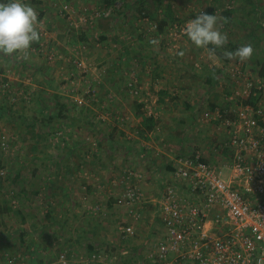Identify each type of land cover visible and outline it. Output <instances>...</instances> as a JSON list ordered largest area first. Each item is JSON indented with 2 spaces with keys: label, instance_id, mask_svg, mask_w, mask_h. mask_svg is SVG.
<instances>
[{
  "label": "crops",
  "instance_id": "crops-1",
  "mask_svg": "<svg viewBox=\"0 0 264 264\" xmlns=\"http://www.w3.org/2000/svg\"><path fill=\"white\" fill-rule=\"evenodd\" d=\"M138 1L129 0V4L135 5ZM22 2L30 4L38 12L41 34L40 40L32 45L29 53L27 65L32 69L31 75H39L45 83H48L47 85H51V74L59 78H53L54 82L60 83L62 74V80L67 78L68 82H72L71 73L78 72L76 69L80 67H78L79 62L84 63L85 60L89 62L86 56H81L82 52L96 53V57H102L100 53L105 52L106 57L112 58V63L104 66L103 74L100 71L95 73L93 68L89 69L90 75H94L95 80L91 81L90 85L95 91L85 98L86 101L71 99L70 96L74 95L64 94L61 84H53L61 89L60 100H57L60 108L49 111L39 109V115L33 113L23 118L24 135L28 137L31 150L36 149L41 132L43 134L44 130L46 132L49 129L45 136L51 151L48 149L47 156L40 158L38 165H34V167H42L43 174L37 175L33 169L27 179L33 184H37L38 181L41 186L22 188L18 192L29 198L31 196L34 199L41 197L50 200L47 210L49 212L53 210L60 215L55 220L59 233L57 241H54L55 246L65 245L67 250L72 252L76 250L75 246L78 247L87 239L88 250L91 252L88 259L92 260V257H96L93 251L98 249V244L123 248L122 251L128 252L135 250V254L144 256L145 264H157L153 257L155 240L163 234L157 203L160 192L173 171L175 159L193 149L200 150L206 159L214 162L225 155L220 152L219 142L217 145V143L207 144L205 140L198 141L196 133L191 139L188 131L195 124V120H199L205 108H219L222 115L231 116L232 111L228 109H232L233 104L228 103L229 99L221 91L223 76L220 75L227 64L221 61L216 62L215 66L207 64L209 68L220 70V74L214 78L202 74L201 66L195 69L198 72H192L196 77H190L186 71H183L185 75L181 76L180 73L175 72L177 70L175 67L165 68L162 77L150 80L148 85L152 88L159 84L162 90L152 97L155 107L149 106L148 98H136L137 101L131 103V96L120 92V89L126 86L120 75L121 59H125L126 34L122 31L124 17L113 12L108 17L96 16L97 12L110 9L114 3L109 0H66L64 7L68 6V14L64 16L61 13L56 14L60 9L57 7L63 5L62 0H22ZM117 2L123 5L122 0ZM233 2L244 7L248 6L246 14L252 16L250 22L256 23L248 32L249 38L260 36L257 35L255 28H258V22L264 26V0H233ZM102 6L107 7L103 9ZM233 10L236 13V9ZM233 16L234 14L231 17ZM239 18L240 21L244 20L243 17ZM81 47L82 49L75 50ZM106 59L104 62L107 61ZM238 64L241 65V71L244 70L243 65ZM99 70H102V67ZM244 75L242 71L243 78ZM225 76L230 78L231 75ZM250 77L256 80V84L258 79L264 84V78L255 76L251 72L249 77L242 80L243 89ZM17 78V82L24 80ZM32 84L39 90L42 88L35 82ZM230 84L233 86L234 82ZM241 84L240 82L238 85ZM99 85L104 88L103 91L96 90ZM199 85L203 89L200 95L196 94L197 90H200L197 89ZM144 87L148 88L147 84ZM260 95L264 96V91ZM37 98L44 103L45 99L43 97L40 99L39 94ZM54 99L55 96H52L49 103L56 101ZM34 114L37 117H33ZM144 116L154 119L155 125L151 130L143 125ZM31 133L35 135L34 138ZM54 149L56 151H53ZM32 157L33 155L27 157L30 164L34 163ZM66 164L73 168L72 175H66L62 170L67 167ZM46 168L47 171L44 173ZM128 170L140 174L141 178L127 179L125 175ZM4 173L0 171L1 175ZM20 180L19 172L15 173L11 184L15 185ZM130 185L140 189L143 200L130 208L119 206L117 198ZM12 194L11 200H15L14 190ZM36 206H39L38 203ZM43 207L44 205L41 206ZM136 214H139L138 219ZM67 215L71 217L69 223L73 226V235L63 242L61 236H64ZM51 219L41 223L39 226L41 231L50 230V223H53ZM116 222L119 223L118 226ZM128 225L132 227V232L126 235L122 232V228Z\"/></svg>",
  "mask_w": 264,
  "mask_h": 264
},
{
  "label": "rangeland",
  "instance_id": "rangeland-1",
  "mask_svg": "<svg viewBox=\"0 0 264 264\" xmlns=\"http://www.w3.org/2000/svg\"><path fill=\"white\" fill-rule=\"evenodd\" d=\"M109 1H111L112 4L117 2V0ZM122 1L123 5L118 9L120 11L115 10L113 13L123 15L124 17L122 18V26L124 28L122 31L126 34V36H124L125 59H121V71H119L120 75H122V82L126 84V86L124 85L125 88L120 89V92L128 96L130 95V99H132L131 103H135L137 101L136 98H148L151 100H149V106L151 108L155 107L152 103V97L154 94H159L162 90L157 83V87L149 88L150 86L148 85L150 80L160 79L162 77L161 75L164 73L163 69L165 68L170 69L175 67L177 69L175 72L180 73L179 75L181 76H184L185 74L183 71H186L190 77H196L192 74V72H198L195 69L200 66L201 69H203L207 64L214 65L216 63L208 59L205 50L193 46L183 31L186 23L194 19L201 11L222 17V13L225 9L232 11L234 16L231 17L230 23H223L220 29L222 33L227 34V43L240 46L250 43L254 49L250 60L244 63L230 61L229 64L226 65L227 67L225 66V70H223L220 75L221 77L223 76L222 94L226 95L229 99L236 91L242 92L244 86V81L242 80L245 77H249L251 72L254 73L255 76L258 75L259 67L264 61V26L258 22V28H255L257 29L255 31L257 35L260 36L253 39L249 38L248 32L253 29L251 27H254L256 23L255 21L250 22L252 16L246 14V10L249 9L248 6L244 7L240 4L237 5L233 0H139L135 5L129 4V0ZM65 2L66 0H62L61 3L63 5L57 7V9L60 8L57 10V15L64 12L65 13L61 15L65 16L68 14L67 10L63 8L64 5H66ZM106 7L107 6H104V8ZM80 8L81 7H79V9ZM251 8H253V6ZM233 9H236V13ZM153 13H157L161 21H167V26L162 33L158 32L156 29L155 20L150 19V15ZM170 16L172 19L169 18ZM239 17H243L244 20L240 21L241 18ZM151 39H158V46L150 44L149 41ZM96 40L97 39H95V42H97ZM80 49H82V47L75 48V50ZM102 50L104 51L103 48ZM179 51H182L184 54L182 56L176 55ZM85 54L82 52L81 56H86L89 62H87L88 60H85V62L82 60L84 63L79 62L80 67L78 69L75 68L78 72L71 73L73 77L72 82H68L67 78L66 80H62L63 74L60 76V83L54 82L52 79L58 77L51 74V85H47L48 83H45L39 75H31L32 69L28 68L27 65L30 57L28 59H23L20 56L0 57V171L5 172L3 175L0 174V264H145L144 256L135 254V250L128 252L122 251L123 248H111L106 245L98 244V249L93 251V255H96V257H92V260L91 258L88 259V255L91 252L88 250L89 243L87 239L82 241L78 247L75 246L76 250L72 252H69L65 245L55 246L54 241H57V236L59 234L57 233L55 220L56 218L58 219L60 215L53 212V210H50L51 213L47 210V205H50V200H45L41 197L39 199H34V197L31 196L29 198L23 196L21 192H18V190L21 191L22 188H37L41 186L38 181L37 184H33V182L27 179L32 174L33 169H35L37 175L43 174L42 167H34V165H38L37 163H39L38 160L40 158L47 156L48 149L51 151L50 147H48L49 142L45 136V134L49 132V129L46 130V132L44 130L45 133L43 132V134L41 132L40 138L37 140L36 149L31 150L28 137L24 135L23 118L33 113L39 115V109L49 111L51 109L60 108V104L57 100H60L61 89H64V94L69 93L70 95H74L70 96L71 99H78L79 102L86 101L85 98L91 96L95 91L90 85V82L95 79L93 74L90 75L89 69L93 68L95 73L100 71V73L103 74L104 66L111 65L112 63V58L110 56L106 57L105 52L100 53L102 57H96V53L93 52H85ZM105 58H107L106 62H104ZM238 63L243 65L244 70L242 71H244L245 75L244 78H240L238 82L235 83L231 76L229 78L225 75L228 74L229 76L231 70L239 65ZM101 67L102 70H99ZM65 68L67 69V66ZM68 69H70L69 66ZM16 78L24 80H21L22 82H17L18 80H16ZM248 79L251 80L252 77ZM131 81L136 85L138 97L133 96L131 93L132 90H130L128 86L129 83H132ZM34 82L37 83L38 87L42 88L40 90L39 88H35L32 84ZM231 82H234L233 86L230 84ZM240 82L243 85H238ZM5 84H7V86H5ZM53 84H61V89ZM146 84L148 88L144 87ZM246 84L247 83H245V85ZM197 89L200 90H197L196 94L199 93L198 95H200L203 90L202 86L199 85ZM96 90L103 91L104 88L99 85ZM38 94L40 99H42L41 97L45 99L44 103L37 98ZM259 94L262 93L260 92ZM52 96H55L54 100L56 101L49 103ZM238 99L239 101L237 100V102L239 103L244 101V98ZM259 101L262 106H264L263 95H260ZM228 103L233 104L232 109L229 108L228 110H233L235 103L229 100ZM52 104H55V106ZM75 105L77 106L78 104L75 103ZM134 109H136L135 106ZM207 110L209 109L205 108L204 112ZM35 114L33 117H37ZM225 116L228 117L227 115ZM200 118L201 117H199L198 121L195 120V124L192 125L188 131V136L193 139L194 133H196L198 134V141L203 140L204 142L205 140L207 144L217 143L218 145V142L221 144L225 140V131L222 130L224 128L219 125L217 120L204 123ZM41 119L44 120L42 117ZM53 151L56 150L54 149ZM31 155H33L32 158H34V163L32 164H30L27 159V157ZM66 166H64L66 168L62 170L65 171L66 175H72L74 173L72 170L73 168L68 164H66ZM3 168L5 170H2ZM46 171L47 168L44 173ZM18 172L21 176V180L13 185L11 184V180L15 173ZM12 190L15 191L16 201L13 199L11 200L13 196ZM37 203L39 206H36ZM53 203L55 202L53 201ZM42 205H44L43 208H41ZM7 206L13 207L10 213L6 212L5 207ZM16 207L18 208L14 209ZM16 210H18L20 214H16ZM49 216L53 221V223H50V230L41 231L39 226L43 221H49ZM67 217L65 221L66 225L65 227L63 226L65 228L63 231L64 236H61L63 242L70 239L73 235V226L69 223L71 217L68 215ZM118 224L119 223L116 222L117 226ZM157 241L158 239L155 240V243H157ZM137 248L135 247V249ZM103 255H106V257H103ZM86 259L88 260L86 261ZM81 260L85 261L80 262Z\"/></svg>",
  "mask_w": 264,
  "mask_h": 264
},
{
  "label": "built area",
  "instance_id": "built-area-1",
  "mask_svg": "<svg viewBox=\"0 0 264 264\" xmlns=\"http://www.w3.org/2000/svg\"><path fill=\"white\" fill-rule=\"evenodd\" d=\"M97 12L108 17L119 9ZM67 10V7H64ZM80 66V64L78 65ZM234 82L242 77L239 65L231 70ZM246 81L242 92L229 97L235 103L231 116L219 108L202 113L204 123L217 120L225 131L218 161L193 149L175 159L170 178L158 200L163 234L155 244L157 264H258L264 261V106L245 101L264 91L261 80ZM7 86V84H5ZM134 96L138 90L129 83ZM238 98H244L243 102ZM125 177L141 178L128 170ZM133 185L124 189L117 204L130 208L143 200ZM139 214H136V219ZM130 234L132 227H123Z\"/></svg>",
  "mask_w": 264,
  "mask_h": 264
},
{
  "label": "clouds",
  "instance_id": "clouds-1",
  "mask_svg": "<svg viewBox=\"0 0 264 264\" xmlns=\"http://www.w3.org/2000/svg\"><path fill=\"white\" fill-rule=\"evenodd\" d=\"M226 22L222 16L201 11L186 23L183 31L193 46L207 52L209 60L219 62L217 50L225 49L228 42L227 34L220 30ZM40 38L38 12L33 6L22 0H0V57L28 59L32 45ZM149 43L158 46L159 40L151 39ZM253 51L249 43L235 51L223 50L221 55L226 60L244 63L251 59ZM183 54L182 51L176 53L178 56ZM258 264H264V261Z\"/></svg>",
  "mask_w": 264,
  "mask_h": 264
},
{
  "label": "trees",
  "instance_id": "trees-1",
  "mask_svg": "<svg viewBox=\"0 0 264 264\" xmlns=\"http://www.w3.org/2000/svg\"><path fill=\"white\" fill-rule=\"evenodd\" d=\"M231 16H232V11H230V10H224L223 11V17L226 19V21H227L226 23H230ZM169 18H171V16ZM150 19L155 20V22H156V29L158 30V32L162 33L163 30H164V28L167 26V21H164V20L161 21V19H159V16H158L157 13H153L152 15H150ZM238 47H240V45H236V44H232V43H227V45L225 46V49H223V50L235 51ZM223 50L218 49L217 50V56H219V60L221 62H223L224 64H228L230 61L229 60H226L221 55V52ZM201 73L202 74H207V76L209 78H214V77H217L219 75L220 71H218L217 69H213V68H209V67L205 66L203 69H201ZM258 76L260 78H264V61L261 63V65L259 67ZM259 93L257 94L258 96L257 95L254 96L253 95L250 98H248L245 101V103H248L250 105H256L257 102L259 101V98H260V94ZM248 101H250V102H248ZM214 108L215 107H213V108L211 107L210 110H213ZM143 125L145 126L146 129L151 130L153 128V126L155 125L154 119L152 117H145L144 116V118H143ZM31 136L33 138L35 137V135L33 133H31ZM5 209H6V212L7 213H10L12 208L7 206V207H5ZM18 213L20 214V212L16 211V214H18ZM49 218H51V217L49 216Z\"/></svg>",
  "mask_w": 264,
  "mask_h": 264
},
{
  "label": "bare ground",
  "instance_id": "bare-ground-1",
  "mask_svg": "<svg viewBox=\"0 0 264 264\" xmlns=\"http://www.w3.org/2000/svg\"><path fill=\"white\" fill-rule=\"evenodd\" d=\"M67 7H68V6H67ZM117 10H118V9H117ZM118 11H120V10H118ZM90 12H91V11H90ZM64 13H65V12H64ZM64 13H63V14H64ZM61 14H62V13H61ZM92 14H93V13H92ZM94 15H95V14H94ZM109 16H110V15H109ZM94 17H95V16H94ZM152 29H153V28H152ZM154 31H155V30H154ZM240 66H241V65H240ZM78 67H79V66H78ZM131 82H132V81H131ZM239 92H240V91H239ZM131 93H132V92H131ZM133 96H134V95H133ZM143 96H144V95H143ZM257 96H258V95H257ZM261 96H262V95H261ZM137 97H138V96H137ZM139 97H140V95H139ZM254 98H255V97H254ZM250 100H251V99H250ZM248 102H250V101H248ZM260 104H261V103H260ZM212 122H213V121H212ZM218 123H219V122H218ZM214 124H215V123H214ZM222 130H223V129H222ZM223 131H224V130H223ZM59 140H60V138H59ZM59 140H58V141H59ZM218 147H219V146H218ZM224 154H225V153H224ZM215 161H216V160H215ZM168 177H169V176H168ZM138 182H139V181H138ZM132 184H133V183H132ZM160 188H161V187H160ZM158 193H159V191H158ZM160 193H161V192H160ZM16 196H17V195H16ZM12 197H13V196H12ZM15 198H16V197H15ZM15 198H14V199H15ZM14 201H15V200H14ZM11 204H12V203H11ZM133 206H134V205H133ZM12 208H13V207H12ZM16 208H17V207H16ZM133 208H134V207H133ZM141 208H142V207H141ZM143 208H144V207H143ZM14 209H15V208H14ZM137 212H138V211H137ZM137 212H136V213H137ZM154 213H155V212H154ZM156 213H157V211H156ZM156 213H155V214H156ZM134 214H135V213H134ZM134 214H133V215H134ZM128 215H129V214H128ZM155 216H156V215H155ZM134 220H135V219H134ZM123 225H124V223H123ZM125 225H126V224H125ZM126 226H127V225H126ZM128 226H129V225H128ZM132 226H133V225H132ZM158 226H159V225H158ZM119 228H121V227H119ZM120 235H121V234H120ZM126 235H128V234H126ZM121 236H122V235H121ZM151 242H152V240H151ZM151 246H152V245H151ZM101 248H103V247H101ZM101 248H100V249H101ZM107 248H108V247H107ZM109 249H110V248H109ZM151 249H152V248H151ZM101 251H102V250H101ZM103 253H104V252H103ZM99 255H100V254H99ZM99 255H98V256H99ZM109 255H110V254H109ZM12 256H13V255H12ZM61 256H62V255H61ZM100 256H102V255H100ZM60 258H61V257H60ZM101 258H102V257H101ZM66 262H67V261H66ZM64 264H65V263H64Z\"/></svg>",
  "mask_w": 264,
  "mask_h": 264
}]
</instances>
